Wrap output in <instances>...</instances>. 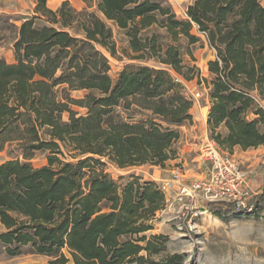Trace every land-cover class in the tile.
<instances>
[{
  "label": "trees",
  "instance_id": "1",
  "mask_svg": "<svg viewBox=\"0 0 264 264\" xmlns=\"http://www.w3.org/2000/svg\"><path fill=\"white\" fill-rule=\"evenodd\" d=\"M35 3V16L18 28L15 62L0 59V150L18 151L0 163V243L8 256L29 248L53 264H144L143 252L158 253L146 233L166 195L135 174L115 180L108 162L129 168L173 159L178 128L193 124L194 100L176 76L195 77L180 44L187 41L195 62L191 46L202 41L195 29L216 51L211 79L198 75L211 101L209 138L231 154L264 146V0H194L184 19L167 0H95L106 23L69 0L57 11L48 0ZM107 22L126 32L131 60L165 68L126 65L113 79L101 51L117 54ZM74 91L90 93L75 99ZM132 107L149 116L138 120L127 114ZM37 153L47 165L32 164ZM209 207L217 215L227 209Z\"/></svg>",
  "mask_w": 264,
  "mask_h": 264
},
{
  "label": "rangeland",
  "instance_id": "2",
  "mask_svg": "<svg viewBox=\"0 0 264 264\" xmlns=\"http://www.w3.org/2000/svg\"><path fill=\"white\" fill-rule=\"evenodd\" d=\"M63 1L65 0H48L47 5L53 11H57ZM69 1L73 7L80 11L87 8L88 11L95 12L106 23L104 15L97 10L95 0L88 2H84V0ZM167 1L175 13L177 12V17L184 19L183 14L179 12L180 7L187 9V5L192 0ZM35 7V0H0V59H5L11 63L10 59L14 58L15 61L13 45L18 34V28L26 18L35 16ZM35 22L38 26L47 24L42 19ZM107 23L113 29V41L116 43L117 54L113 57L106 49L101 48V51L110 61V75L113 79L117 78L126 65L142 64L165 68L164 65L153 60H131L128 57L131 53L129 37L126 32L114 26L111 22ZM155 30V28L149 30L148 33ZM195 32L193 31L194 34ZM159 33L165 35L166 38L163 41L165 44L171 42L164 31H159ZM180 44L183 46L185 62L197 67V70L193 72L195 73L194 79L189 80L192 81L189 87L195 88L194 92L190 93V90L186 87L185 91L189 96L199 93L200 97L194 101L204 105L206 104V94H204L203 86L206 85L200 83L198 75L202 76L205 73L207 61L212 57V50L206 47L203 41L191 46L196 60L193 62L185 54L187 41L182 39ZM171 72L174 73L173 70ZM183 82L186 85L188 80L184 79ZM193 88L190 89L193 91ZM89 93V91H74L71 92V96L75 99H81ZM73 109L81 115L86 114V110L79 106H74ZM204 113H206V110H204ZM127 114L135 116L138 120L149 116V113L139 111L135 107H132ZM63 119L68 121L69 114L65 113ZM260 128L264 131V123L261 124ZM178 129L182 135L175 145L176 154L164 166L147 164L145 166L119 168L108 162L107 172L117 181L121 177L135 174L141 176L144 181L157 183L167 179L170 172L177 167L187 170L191 176L205 173L206 164L201 162L199 150L209 139L208 137L203 141L207 132L200 129L199 123L194 129L182 127ZM236 148L232 154L244 163L245 168L251 170L248 178L252 184V191L254 194H261L257 214L248 216L237 212L233 213L234 210H231V207L226 204L227 209L220 212L219 215L215 214L209 207L212 214H208L207 217H192L186 206L180 205L174 199L169 198L170 201L166 208L158 213L157 218L153 221L154 228L146 233L148 240L153 242L158 253L143 252L142 255L145 256L146 260L144 264H152V262L158 264H264V153L252 151V149L257 148L247 150ZM16 156H18V151L15 145H7L4 150H0V163ZM47 163L43 153H37V156L32 160L35 167H42ZM5 231L6 227L0 222V234ZM154 235H161L163 239L154 240L152 239ZM53 260L48 256L33 253L29 248H25L21 255L11 257L5 253L4 247L0 243V264H53ZM68 264L74 263L70 260Z\"/></svg>",
  "mask_w": 264,
  "mask_h": 264
},
{
  "label": "built area",
  "instance_id": "3",
  "mask_svg": "<svg viewBox=\"0 0 264 264\" xmlns=\"http://www.w3.org/2000/svg\"><path fill=\"white\" fill-rule=\"evenodd\" d=\"M179 12L184 18L187 17V9L181 6ZM176 81L184 85L183 78L176 76ZM191 97L195 100L200 94H192ZM260 105L264 109L262 103ZM209 139L199 150V158L206 164L205 173L191 176L187 170L177 167L167 179L159 183L166 195L167 204L169 198L174 199L186 206L192 217L212 214L209 208L211 203H225L234 210L233 213L254 215L259 208L261 194L252 191L248 178L251 170L245 168L244 163L235 155L223 151L216 142Z\"/></svg>",
  "mask_w": 264,
  "mask_h": 264
},
{
  "label": "crops",
  "instance_id": "4",
  "mask_svg": "<svg viewBox=\"0 0 264 264\" xmlns=\"http://www.w3.org/2000/svg\"><path fill=\"white\" fill-rule=\"evenodd\" d=\"M194 0L190 1V3L187 5V7L191 4H193ZM194 31L195 34L199 35L202 39V41L204 42L205 46L206 47H209V44L208 42L206 41V38L202 35V34H198L197 30L195 29ZM212 50V57L207 61V66L205 68V73L202 74V78H206V79H211V74L209 72V67H208V62L211 61V60H214L216 58V51L214 49H211ZM11 60V63H14V58L13 59H10ZM9 63V61H8ZM192 83V81H188V83L185 85L184 84V87L188 88L190 90V93L191 92H194V89L193 87H189V85ZM190 88H193V91L190 89ZM203 91H204V94L205 95V99H206V104L204 105H201L199 104L198 102H195L194 101V105L191 109V114L193 116V124L192 125H187V126H183L182 128H187V129H194L196 126H198V123H199V127L200 129L206 131L207 133L205 134L206 136H204V140L207 139L209 137V131H208V115H209V111H210V107H211V101H210V97L208 95V88L206 86H203ZM187 94V93H186ZM188 95V94H187ZM262 105L264 106V102H262ZM204 110H206V113H204ZM255 116L254 115H251V118H254ZM240 149V147H238ZM237 149V148H236ZM253 152H262L264 153V147H259L257 149H252ZM251 152V151H249ZM145 166V165H144Z\"/></svg>",
  "mask_w": 264,
  "mask_h": 264
}]
</instances>
